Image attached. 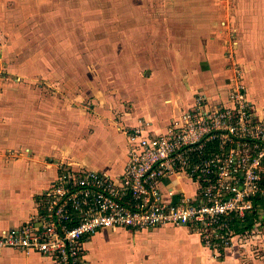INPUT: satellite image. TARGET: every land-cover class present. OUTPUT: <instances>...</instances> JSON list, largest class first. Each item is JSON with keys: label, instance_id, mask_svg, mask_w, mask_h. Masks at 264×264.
I'll list each match as a JSON object with an SVG mask.
<instances>
[{"label": "built area", "instance_id": "obj_1", "mask_svg": "<svg viewBox=\"0 0 264 264\" xmlns=\"http://www.w3.org/2000/svg\"><path fill=\"white\" fill-rule=\"evenodd\" d=\"M228 54L233 59L234 51ZM234 71L226 101L198 95L164 132L144 125L129 131L122 174L61 162L44 211L2 232L0 249L87 264L84 241L102 229L191 226L205 247L220 251L244 237L249 231L237 233L234 219L245 220L255 207L264 219V113ZM167 180L173 184L164 192Z\"/></svg>", "mask_w": 264, "mask_h": 264}, {"label": "rangeland", "instance_id": "obj_2", "mask_svg": "<svg viewBox=\"0 0 264 264\" xmlns=\"http://www.w3.org/2000/svg\"><path fill=\"white\" fill-rule=\"evenodd\" d=\"M256 2L0 0V119H5V109L14 108L28 118V105L33 102L42 106L47 98L71 99L68 112L75 110L74 117L80 119V126H86L67 139L78 138V145L94 131L87 118L103 114L110 126L127 135L120 124L123 112L132 108L133 98L127 97V93L134 94L136 86L139 92L154 73L166 71L165 65L169 73H179L183 67L187 72L189 61L183 58L190 51L194 52L191 64L195 73L200 72L198 61L202 60L205 48L201 44L197 49L196 45L208 34L220 36L222 41L238 39L236 22L245 16V7L257 6ZM250 16L247 13L244 18ZM176 46L180 55L174 52ZM232 60L233 70L240 72L243 66L235 61V56ZM64 89H73L75 93L66 98ZM197 96L194 95V101ZM22 152L9 147L4 154L13 160ZM66 161L72 162L70 158ZM158 228L162 227L144 230ZM105 230L108 229L98 232ZM134 236L129 239L135 241ZM206 248V253L193 259L195 263L264 264V220L222 251ZM144 255H140L143 262L153 258Z\"/></svg>", "mask_w": 264, "mask_h": 264}, {"label": "crops", "instance_id": "obj_3", "mask_svg": "<svg viewBox=\"0 0 264 264\" xmlns=\"http://www.w3.org/2000/svg\"><path fill=\"white\" fill-rule=\"evenodd\" d=\"M263 3V0H257V6L245 7L244 17L247 13L251 16L236 22L239 35L235 41H222L220 36L208 34L207 39L205 37L196 45L197 49L201 44L205 48L200 56L202 60L198 61L200 72L195 73L196 69L191 64L194 52L190 51L183 58L189 61L187 72L183 67L179 73H169L168 65H165L166 71L154 73L139 92L136 86L134 94L127 93L133 102L131 111H124L121 117L123 129L129 132L144 125L150 133L159 134L166 130L174 117L192 105L194 95H205L214 104L226 101L236 84L233 60L228 54L232 51L235 61L243 66L240 68V80L248 98L264 113ZM178 47L174 52L178 51L180 55ZM169 54L174 56L173 52ZM167 57L163 58L165 62ZM72 90L64 89L66 98L75 93ZM45 100L42 106L37 105L40 102L28 105L31 106L28 118L23 112L11 108L5 109L6 117L0 119V234L22 226L44 211L59 164L67 162L68 158L72 161L68 163L75 168L103 171L112 176L124 171L129 147L125 131L110 126L104 114L91 120L87 118L94 131L77 145L78 138H67L74 136L78 128L82 129L86 124L80 126V119L74 117L75 110L68 112L73 100L59 101L54 97ZM61 106L65 108L61 109ZM9 147L23 151L22 155L9 160L4 154ZM172 184L170 180L164 182L163 191L166 192ZM174 186L179 188L178 184ZM183 187L191 191L188 182ZM133 235L135 241L129 239ZM84 249L87 264H210L209 261L194 262L195 257L202 256L208 249L191 226H166L141 232L135 229L112 232L108 229L87 237ZM143 253L153 258L143 262L140 257ZM0 264H54V261L47 254L28 255L3 248L0 249Z\"/></svg>", "mask_w": 264, "mask_h": 264}, {"label": "trees", "instance_id": "obj_4", "mask_svg": "<svg viewBox=\"0 0 264 264\" xmlns=\"http://www.w3.org/2000/svg\"><path fill=\"white\" fill-rule=\"evenodd\" d=\"M259 219H262V213L260 208L255 207L253 212L249 213L245 220L240 221L238 219H234L232 226L237 233H244L245 231H249L250 229H252L255 223L259 221Z\"/></svg>", "mask_w": 264, "mask_h": 264}]
</instances>
